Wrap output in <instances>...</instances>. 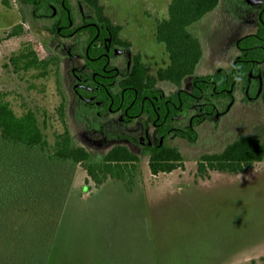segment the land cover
Here are the masks:
<instances>
[{"label": "trees", "instance_id": "1", "mask_svg": "<svg viewBox=\"0 0 264 264\" xmlns=\"http://www.w3.org/2000/svg\"><path fill=\"white\" fill-rule=\"evenodd\" d=\"M251 1L258 2L259 8ZM77 2L84 9L85 21L95 23V27L85 25L80 28L89 31V35L78 37L82 44L69 48L70 53L85 61L75 67L70 64L67 73L71 77L78 126L71 127L65 122L69 100L59 86L62 74L61 58L57 53L46 50L40 41L25 38L10 51L2 64L7 72L15 74L32 71V77L55 76L60 96L55 111L62 127L61 130H52L49 140L44 119L39 120L38 113L31 107L20 105L14 108L7 93L0 91V142L3 146V150L0 149V264H49L75 165H81L97 187L110 178L121 181L127 190L133 184L137 165L143 157H147L152 174L170 172L182 165V154L176 145L136 142L124 134L120 136L119 132L114 134L100 122L110 115L111 110L119 109V77L114 80L101 76L106 59L101 53L110 56L114 47L127 48L132 44L131 40L122 37L123 26L112 21L100 0H0V13L7 11L12 17L5 37L30 33L31 25L57 35L55 22L67 26L69 18L74 20ZM219 3L220 0L167 1L165 14L155 18L154 29L155 41L162 46L166 61L151 73L142 53L137 49L130 51L129 73L122 79V84L138 90L135 111L144 94L152 98L155 105H160L158 112L162 117L166 112L163 100L168 98L167 119L179 109L186 111L188 116L193 111H200L192 118V124H195L207 117V112L210 115L214 112L212 104L215 100L225 98L224 101L228 102V89L237 74L236 68L239 79L245 80L250 71L259 75V83L253 79L251 84L253 93L258 91L264 109V44H247L258 41L256 35L247 34L240 39L236 65L207 74L195 73L203 49L200 38L190 32L188 26L217 9ZM231 5L235 8L232 10L234 14L257 9L259 16H254L258 25L256 34L264 36V0H231ZM66 9L70 12L69 17ZM90 40L92 42L86 50V43ZM69 54L65 53L66 56ZM91 57L97 59L92 61ZM250 58L252 60H248ZM95 80L102 81L103 85L96 86ZM185 80L188 82L186 86ZM158 81L168 83L173 91L161 90ZM237 83H233L232 88ZM178 88L185 89L177 93ZM127 92L124 104L133 98V93ZM147 106V120H154L156 114L149 104ZM129 124L131 120L125 117L124 125ZM115 126L119 129V120ZM166 127L158 128L157 134H165ZM78 128L96 134L97 139L111 142L110 146L102 148L97 158H93L90 149L78 143L75 135ZM194 133L195 130L184 124L181 135L185 134L189 141H194ZM263 159L264 137L240 135L216 152L201 154L197 171L199 175H207L209 171L237 173Z\"/></svg>", "mask_w": 264, "mask_h": 264}, {"label": "rangeland", "instance_id": "2", "mask_svg": "<svg viewBox=\"0 0 264 264\" xmlns=\"http://www.w3.org/2000/svg\"><path fill=\"white\" fill-rule=\"evenodd\" d=\"M167 1L100 0L112 21L123 26V37L134 44L132 51L135 48L142 53L151 73L166 61L162 46L155 41L154 20L165 14ZM233 9L231 0H220L217 9L188 26L200 38L203 49L196 74L228 64L232 40L253 26L250 11L234 14ZM11 23L10 14L2 11L0 91L7 93L14 108H33L39 120L44 119L45 133L51 140L52 130L62 127L55 111L60 97L55 76L32 77V71L15 74L2 64L25 38L40 41L46 50L57 53L62 74L59 86L69 100L65 122L78 126L65 44L34 25L29 27L30 33L6 38ZM184 85H188L187 80ZM263 115L260 101L246 104L237 98L217 121L199 124L194 141L167 139L182 154L179 167L152 174L147 158H141L129 190L110 178L97 187L81 165H75L49 264H264V159L237 173L209 171L199 175L197 171L203 153L216 152L240 135L262 139ZM117 120L110 114L100 122L114 134L132 139L140 138L147 128L153 132L138 122L119 123L115 129ZM76 131L78 143L90 149L93 158L110 146L111 142L97 139L96 134L80 128Z\"/></svg>", "mask_w": 264, "mask_h": 264}, {"label": "flooded vegetation", "instance_id": "3", "mask_svg": "<svg viewBox=\"0 0 264 264\" xmlns=\"http://www.w3.org/2000/svg\"><path fill=\"white\" fill-rule=\"evenodd\" d=\"M252 5L256 8H259L258 2H254L251 1ZM77 6V10H75L74 15V20L72 19H68V25H62L61 23L59 24L58 22H55V27H56V32L57 35L55 34V36L59 39V41L61 42V44H65V47H63V49H65V53L68 54L69 52V48H71L72 46H75L76 44L81 45L82 42L78 40V37H87L89 35V31H84L80 28H82L83 26L85 27V25H91L93 27H95V23L92 21H85V14H84V9H82L81 5L79 4V2L75 3ZM250 11L253 16H257L258 15V11L257 9L255 11ZM87 12V10H86ZM66 13L67 16L69 17V10L66 9ZM259 16V15H258ZM155 21V20H154ZM263 25V33H264V24ZM66 29V30H65ZM96 29L98 30V27H96ZM258 29V25L256 22V19L254 17V23L253 26H250V28L248 29V31H244L241 34H238V36H236L234 38V40H232V46H230V51H229V59L230 61L228 62V64L225 65H218L216 66L212 71H209L207 73H211L215 70H220L222 68H231V65H236V60H239V58L237 57V53L238 50L241 48L239 47V42L240 39L247 35V34H254L256 35V38L258 41L253 42V41H249L247 42V44H264V36L261 35H257L256 34V30ZM90 30V29H89ZM47 32V31H46ZM48 33V32H47ZM125 30H122V37L124 36ZM98 34V31H97ZM96 34V35H97ZM95 35V36H96ZM94 36V37H95ZM72 37V39H70ZM92 42V40H90L89 42L86 43V50L88 45ZM134 44H131L130 47L125 48L124 46H116L114 47V50L112 51V54L110 56H108L106 53H101L106 55V59L104 61V64L102 65V70H103V74H101V76H105V77H111L114 80L117 79V77H119V109L117 110H111L110 114L115 115V117L119 120V123L121 125H124V121H125V117L129 118L131 120V124H135V123H140L143 127L147 128V126H150L153 130V132L150 134L149 129L147 128L146 130L148 132H145L144 134L140 135V138L135 139L136 142H141V143H149V144H154L157 143L158 145L162 144V142H165L167 144H170L167 142V139H176V138H180L183 139L184 141H189V139L186 137V135H181L182 132H184V124L188 125L189 128L195 130V138L198 134V129L197 126L201 123H210L214 121H217L220 117H222L229 109L230 106L236 101L237 98H240V100L244 101V103H251L253 101H260L259 99V95H258V91L253 93L252 90V84L251 81L254 79L258 80L259 83V75L258 74H251L250 72L248 73V76L245 78V80L243 79H239V74H238V69L237 70V74L233 77L232 79V84L233 83H237V86H235L234 88H232V84L231 87L228 89V92L230 93V97L228 99V102L226 103L224 100L225 98H220L218 100H215L214 104H212L213 108H214V112L210 115L209 112H207V117H205L202 120H199L198 122H196L195 124H192V118L198 116V114H200V111H193L190 113V115L188 116V113H186V111L180 110L172 117H168L167 119V113L169 112L168 109V103H169V99L165 98L163 100V104L166 107V112L163 114V116L161 117L159 114V110L161 109L159 104L155 105V101L152 98H149V96L147 95H142L141 99H140V105L139 108L135 111V107H136V101L138 99V90L135 87L132 86H124L122 84V79L128 75L129 73V67H130V51H132ZM134 50H136L134 48ZM134 52V51H132ZM67 57L69 58L70 64L74 65V67L76 65H83L80 64V62L85 63V61L82 59V57H79L73 53H70L69 55H67ZM96 58L91 57L90 60H96ZM242 60V59H241ZM248 60H252L251 58ZM74 62V63H73ZM259 62V61H258ZM260 64H262L263 62H259ZM69 64V65H70ZM162 64V63H161ZM160 64V65H161ZM70 65V66H71ZM156 69V68H155ZM155 69L152 73L155 72ZM204 73V74H207ZM226 73V72H225ZM231 73V72H230ZM96 72H94L93 76H95ZM161 82V83H160ZM96 86H100L103 85L102 81L99 80H95ZM167 84V85H166ZM158 85L161 87V90H165V91H173L172 86L169 85L168 83L164 82V81H158ZM169 86V87H168ZM243 88V89H242ZM131 90L128 91L127 90ZM185 88H178L176 90L177 93H179V90H184ZM259 90V84H258V88ZM106 92L109 93V91L107 90V88L105 89ZM250 91V92H249ZM125 92H127V94H130V92L133 93V98L132 100L129 101L128 104H124V94ZM201 97V94L198 96ZM145 101H147V104L145 103ZM172 103V102H171ZM150 105V107L152 108V110L155 112L156 116L154 120L148 121L146 114L148 111V106ZM179 106V105H178ZM176 108H178L176 106ZM132 110L133 112H130L129 110ZM160 118V120H159ZM172 119L174 120V122H172ZM158 120V121H155ZM162 126H167L166 127V133L167 135L165 136V134H157V129L161 128ZM135 130V128H134ZM150 136H149V135ZM119 135H123L120 134ZM152 136V137H151ZM121 141H125V139H121ZM191 142V141H190ZM173 145V144H172ZM147 158V157H146Z\"/></svg>", "mask_w": 264, "mask_h": 264}]
</instances>
